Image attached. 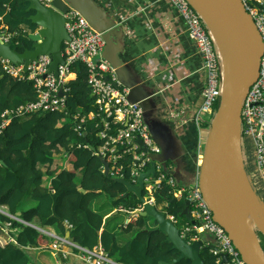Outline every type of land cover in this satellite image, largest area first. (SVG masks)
Instances as JSON below:
<instances>
[{
    "label": "trees",
    "instance_id": "trees-1",
    "mask_svg": "<svg viewBox=\"0 0 264 264\" xmlns=\"http://www.w3.org/2000/svg\"><path fill=\"white\" fill-rule=\"evenodd\" d=\"M27 8L25 0H0L4 31L13 35L10 42L17 52L30 48L26 33L36 30L28 20L31 12H26ZM71 72L75 78L67 83L66 112H38L27 119H15L0 135V206L17 219L0 214V264H40L36 259L37 251L49 248L53 239L37 228L53 229L59 237L69 233L72 243L88 250L101 247L119 264L172 261L179 253L157 230L154 219L136 216L134 211L140 207L137 198L132 194L121 198L125 187L117 183L110 172L104 174L106 159L95 154L102 142L96 136L95 124L88 119L89 113L95 111L94 98L87 85L88 68L78 62L71 66ZM36 100L33 83L12 80L3 73L0 64V115ZM218 108L219 101L214 106V114L205 117L208 132ZM76 116L87 120L80 129L81 134L74 129ZM245 143L248 147L249 140ZM58 156H63L65 159L61 162L68 165L59 171L52 168ZM132 164L129 157L118 163L126 181H132ZM250 180L257 195L264 200L262 183L252 176ZM143 195L147 197V192ZM101 197L117 210L109 218L110 228L104 222L103 204L92 207ZM153 198L158 205L170 202L173 198L170 187L163 183ZM26 200L33 206L24 208ZM165 210L177 224L185 223L183 202L171 204ZM65 222L72 226L69 232ZM254 229L257 245L264 255V234ZM118 231L128 236L123 247L117 246ZM200 257L205 264H215L216 258L208 250L201 251ZM178 264L191 262L182 260Z\"/></svg>",
    "mask_w": 264,
    "mask_h": 264
},
{
    "label": "built area",
    "instance_id": "built-area-1",
    "mask_svg": "<svg viewBox=\"0 0 264 264\" xmlns=\"http://www.w3.org/2000/svg\"><path fill=\"white\" fill-rule=\"evenodd\" d=\"M53 1L39 0L46 7L52 6ZM162 1L169 2L184 21L187 36L195 44L202 60L205 86L201 92L202 103L197 117L212 116L214 106L218 101L220 102L222 92V64L215 40L199 14L186 0ZM241 1L245 11L253 19L264 45V0ZM64 17L69 40L63 44L61 55L64 64L58 66V78H55L53 73H49L52 60L48 56H40L36 61H32L27 72L23 71L22 65L14 66L0 57L3 72L12 80L32 82L37 94L36 101L1 113L0 135L15 119H27L38 112H66V96L69 92L67 83L75 78L71 66L74 63H82L88 68L87 85L95 104V111L89 113L88 119L95 124L96 136L102 142L95 154L107 160L108 172L112 178H123L122 167L118 166V163L125 157L131 158L133 160L131 177L134 181L135 177L149 169L153 155L160 152L145 122L143 109L139 103L129 101L127 88L114 83V69L102 58L105 47L102 33L92 29L89 23L74 10H69ZM120 21L124 22L125 18L121 17ZM12 36L4 31L0 17V40L11 45ZM241 108L242 146L246 140L252 142L256 172L264 183V49L258 78L250 87ZM76 120L77 126H74V129L80 131L87 120L79 119L78 116ZM138 139L142 141V146L137 143ZM142 147L146 148V151ZM161 167L156 165L155 175L144 180V191L147 192V197L144 198L148 199L151 205H155L153 195L163 183L170 187V194L175 199H180L185 193L195 223L182 225L180 236H187V243L190 244L197 241L201 234H207L216 242V250L211 251L216 257L215 264H246L227 233L214 221L197 183L188 188H179L175 179ZM0 214L17 220L10 216L3 206H0ZM170 219L175 223L172 216ZM64 226L68 232L72 228L67 222ZM7 228L8 224L4 230ZM37 230L53 239L49 248L59 255L57 264H66L70 250H76L75 256L84 264H119L113 261L101 247L88 250L72 243L66 236L55 235L49 229L37 228ZM220 255L227 257V263H222Z\"/></svg>",
    "mask_w": 264,
    "mask_h": 264
},
{
    "label": "water",
    "instance_id": "water-1",
    "mask_svg": "<svg viewBox=\"0 0 264 264\" xmlns=\"http://www.w3.org/2000/svg\"><path fill=\"white\" fill-rule=\"evenodd\" d=\"M25 1L28 3L26 12H31L28 20L36 27L34 32L26 33L27 39L31 42L30 48L25 47L22 52H17L9 43L0 40V57L14 66L22 65L24 72H27L32 61H36L40 56H48L52 60L49 73H53L54 77L58 78V66L64 64L61 55L63 44L69 40L64 17L69 8L79 13L92 29L102 33L104 49L109 48V33L114 24L105 22L100 9L90 0H54L52 6L48 7L43 6L39 0ZM186 1L199 14L214 38L222 64L221 99L208 132L197 178L198 187L212 212L214 221L227 233L244 262L264 264V255L257 245L254 233L256 227L264 234V229L254 224L257 215L263 216L264 205L259 201L246 170L241 141V105L250 87L258 78L264 45L253 19L245 11L241 0ZM202 10L212 13L219 26L217 29L211 26ZM110 63L113 68V62ZM236 64L243 65V69ZM59 95H62L61 90ZM137 143L142 146L141 140L138 139ZM142 148L146 151V148ZM104 165V174L107 175L108 164L105 161ZM154 175L155 163L152 162L146 172L134 178V182L116 178L115 181L126 189L121 198H127L129 194L134 195L143 207L140 211L136 210V215L153 218L157 223V230L166 236V242L179 253V256L172 261L159 262V264H178L182 260H189L191 264H205L200 252L216 250L214 239L207 234H201L197 241L188 244L187 236H180L179 228L170 217L143 197L144 180ZM236 187H239L243 194V203L238 216L233 204V190ZM179 201L184 203L182 216L194 224L190 203L185 193L180 199H172L168 202L166 208ZM69 236L70 234L67 233L66 237ZM220 257L222 263H227L225 255Z\"/></svg>",
    "mask_w": 264,
    "mask_h": 264
},
{
    "label": "crops",
    "instance_id": "crops-1",
    "mask_svg": "<svg viewBox=\"0 0 264 264\" xmlns=\"http://www.w3.org/2000/svg\"><path fill=\"white\" fill-rule=\"evenodd\" d=\"M90 1L100 9L105 22L114 24L109 33L110 46L102 55L114 64V83L127 88L129 101L139 103L143 109L153 142L160 150L153 155L151 163L164 166L179 188L194 185L209 133L205 130V117H197L205 73L198 50L187 36L184 21L167 1ZM121 17L125 18L124 22L120 21ZM242 151L245 167H253L252 142L249 141L248 147L244 142ZM254 178L264 186L258 174ZM258 198L264 205V200ZM32 206L33 203L26 200L24 208ZM100 206L105 225L110 228L109 218L117 210L111 208L108 201L101 202V198L92 204L94 208ZM165 207L166 203L157 205L160 211ZM117 239V246L123 247L128 236L118 231ZM58 257L57 253L46 249L37 251L36 259L40 264H57ZM66 264L84 263L70 250Z\"/></svg>",
    "mask_w": 264,
    "mask_h": 264
},
{
    "label": "bare ground",
    "instance_id": "bare-ground-1",
    "mask_svg": "<svg viewBox=\"0 0 264 264\" xmlns=\"http://www.w3.org/2000/svg\"><path fill=\"white\" fill-rule=\"evenodd\" d=\"M203 14L206 16V18L208 19V21L210 22L211 26L215 29H217L219 26L214 18V16L212 15V13L206 11V10H202ZM237 66H241V64H236ZM241 68L243 69V65L241 66ZM72 77V76H70ZM243 203V194L242 191L239 187L234 188L233 190V204H234V211L236 212V215H239L241 206ZM260 209L262 210V206L260 205ZM263 216H264V212H263ZM260 217L259 215H257L255 217V221L254 224H257L260 228L264 229V218Z\"/></svg>",
    "mask_w": 264,
    "mask_h": 264
},
{
    "label": "rangeland",
    "instance_id": "rangeland-1",
    "mask_svg": "<svg viewBox=\"0 0 264 264\" xmlns=\"http://www.w3.org/2000/svg\"><path fill=\"white\" fill-rule=\"evenodd\" d=\"M211 34V33H210ZM217 47V46H216ZM220 58H221V56H220ZM252 157H253V159H254V151H253V153H252ZM62 158H64L63 156H58V157H56L55 158V161H54V165L52 166V168L54 169V170H60V168L62 167L63 169H65L66 167H68V165L66 164V166H65V163L64 162H61V160H62ZM65 159V158H64ZM65 167V168H64ZM246 170H247V172H248V175H249V177L250 176H252V177H255L256 175H257V172H256V167H255V164L253 165V167H246ZM181 187H184V188H188L189 186H181ZM105 197H101V202L102 201H105ZM162 210V209H161ZM181 224L182 223H178L177 225L180 227L181 226ZM52 247V246H51ZM47 249H49V250H51L50 248H47Z\"/></svg>",
    "mask_w": 264,
    "mask_h": 264
},
{
    "label": "clouds",
    "instance_id": "clouds-1",
    "mask_svg": "<svg viewBox=\"0 0 264 264\" xmlns=\"http://www.w3.org/2000/svg\"><path fill=\"white\" fill-rule=\"evenodd\" d=\"M2 25H4V24H3V20H2ZM11 47H12V46H11ZM2 59H3V58H2ZM3 73H4V72H3ZM213 120H214V118H213ZM213 120H212V121H213ZM243 143H244V142H243ZM150 165H151V164H150ZM155 166H156V165H155ZM149 168H150V167H149ZM163 168H164V170L167 172V170L165 169L164 166H163ZM167 173H168V172H167ZM130 182H134V181L132 180V181H130ZM196 183H197V182H196ZM197 185H198V183H197ZM189 187H190V186H189ZM143 194H144V191H143ZM143 197H144V195H143ZM172 199H175V198H172ZM177 200H178V199H177ZM164 204H165V203H164ZM157 205H158V204L155 203L154 207L157 208ZM166 206H167V203H166ZM3 207H4V206H3ZM142 209H143L142 204H140V207H137V208H136V210H139V211L142 210ZM165 209H166V207H165ZM165 209H164V210H161V212H164V213L167 214V212H166ZM136 210L134 211V214H135V215H136V213H135ZM159 211H160V210H159ZM190 213H191V210H190ZM136 216H138V215H136ZM167 216L170 217V215H168V214H167ZM172 217H173V216H172ZM173 218H174V217H173ZM174 219H175V218H174ZM192 220H193V218H192ZM193 221H194V220H193ZM188 222H189V221H188ZM174 224L177 226V221H176V219H175V223H174ZM182 225H184V224H181V226H182ZM186 225H193V224H191V223L189 222V224H186ZM181 226H180V227H181ZM177 227H178L179 230H180V227H179V226H177ZM199 237H200V236H199ZM194 242H195V241H194ZM192 243H193V242H192ZM206 245L208 246L209 243H207ZM212 250H213V249L208 250L210 254H211V251H212ZM214 251H215V250H214ZM237 251H238V250H237ZM214 257H215V256H214ZM219 257H220V256H219ZM215 258H216V257H215ZM220 258H221V257H220Z\"/></svg>",
    "mask_w": 264,
    "mask_h": 264
}]
</instances>
